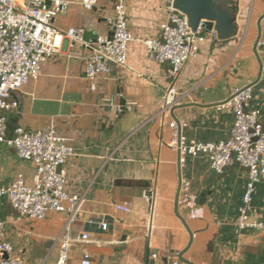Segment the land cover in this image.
<instances>
[{"label":"crops","instance_id":"0c3cea01","mask_svg":"<svg viewBox=\"0 0 264 264\" xmlns=\"http://www.w3.org/2000/svg\"><path fill=\"white\" fill-rule=\"evenodd\" d=\"M71 1L53 24L62 31L81 27L86 37L64 38L39 78L13 93L17 107L5 112L10 127L34 130L54 123L73 147L74 155L63 165L65 188L83 197V217L72 231L87 233L88 240L72 244L68 264H79L83 250L93 264H185L175 256L184 250L182 258L193 264H264V238L237 222L246 169L234 163L218 174L204 155H185L181 161L170 146L168 125L176 121L183 136L197 141L225 139L233 115L217 105L249 85V108L257 109L264 123V50L255 48L259 35L264 40V0H228L235 9L236 34L219 40L204 31L208 39L197 57L173 79L169 65L151 59L142 43L159 36L173 0H122L134 38L127 62L98 79L94 91L84 78V58L98 36L109 35L116 0H92L90 10L80 0ZM171 82L180 99L162 111ZM179 170L177 211L192 234L190 243L175 214ZM33 172L30 163L0 144V187L17 173L31 182ZM124 203L127 211L117 208ZM249 215L264 221V182L255 184ZM0 218L11 256L24 264L53 263L64 223L60 214L16 222L0 197ZM102 219L106 230L98 226Z\"/></svg>","mask_w":264,"mask_h":264},{"label":"built area","instance_id":"2783aa9c","mask_svg":"<svg viewBox=\"0 0 264 264\" xmlns=\"http://www.w3.org/2000/svg\"><path fill=\"white\" fill-rule=\"evenodd\" d=\"M71 3V0H0V144L14 150L34 169L31 182H27L22 173H17L10 183L0 187V197L7 200L16 222L43 220L50 212L63 217V227L56 238L58 253L52 264H68L72 244L88 240L87 233L72 231L74 223L83 217V197L71 194L65 188L63 165L74 155V150L54 123L34 130L21 125L10 127L5 112L17 107L13 93L39 78L42 65L58 52L64 38L82 39L83 28L70 27L62 31L53 24ZM80 3L87 10L92 8V0H80ZM108 22L111 38L98 36L92 44V54L84 58V78L91 91L96 90L97 80L109 75L113 66L126 65L127 47L134 39L122 0L115 1ZM208 35L216 39L214 31ZM207 39L201 27L192 31L186 15L171 6L167 19L159 26V36L146 38L142 43L151 59L169 65L173 79L186 62L197 57ZM172 82L166 87L162 111L180 99ZM251 98V86H244L236 88L228 99L217 105L220 109L230 110L233 120L227 137L216 142L186 138L178 131L174 120L168 125L170 146L179 151L181 161L185 155H204L210 168L218 174L234 163L246 169L247 181L238 208V226L255 229L264 238V221L249 215L255 184L264 182V123L259 119V111L249 108ZM117 208L127 211L128 204ZM86 221L92 223L93 219L88 217ZM98 226L106 230L107 222L102 219ZM12 251L0 218V264H24L11 256ZM3 252L8 256L2 257ZM178 255L176 252L175 256ZM79 264H93L87 251H82Z\"/></svg>","mask_w":264,"mask_h":264},{"label":"water","instance_id":"95a60500","mask_svg":"<svg viewBox=\"0 0 264 264\" xmlns=\"http://www.w3.org/2000/svg\"><path fill=\"white\" fill-rule=\"evenodd\" d=\"M172 7L186 15L188 19V25L192 31H196L198 27H201L205 32L214 31L216 34V39L219 40L233 37L236 34L234 25L235 9L232 7V2L228 0H173ZM86 35L87 33L84 32L83 37H86ZM111 36L112 32L110 31L108 37L111 38ZM255 48L257 50H264V40H260V35ZM177 153L180 156L179 151H177ZM178 182L179 183L174 200L175 214L179 217L182 224L187 229L190 236V243L192 234L185 221L181 218L177 211L178 194L181 184L180 170L178 173ZM202 197H204L203 194ZM184 251L179 254L180 261L185 264H193L182 258Z\"/></svg>","mask_w":264,"mask_h":264},{"label":"rangeland","instance_id":"374dc122","mask_svg":"<svg viewBox=\"0 0 264 264\" xmlns=\"http://www.w3.org/2000/svg\"><path fill=\"white\" fill-rule=\"evenodd\" d=\"M24 168L27 169V166H25ZM1 255H2V257H4V258L8 256V254H7L6 252H3Z\"/></svg>","mask_w":264,"mask_h":264}]
</instances>
